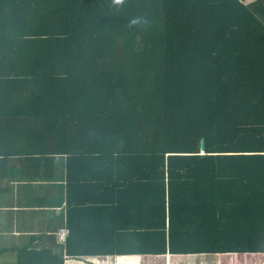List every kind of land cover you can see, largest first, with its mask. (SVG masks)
I'll return each instance as SVG.
<instances>
[{
	"label": "trees",
	"instance_id": "1",
	"mask_svg": "<svg viewBox=\"0 0 264 264\" xmlns=\"http://www.w3.org/2000/svg\"><path fill=\"white\" fill-rule=\"evenodd\" d=\"M17 149L100 160L91 200L168 204L170 249L261 238L264 0H0V192Z\"/></svg>",
	"mask_w": 264,
	"mask_h": 264
},
{
	"label": "crops",
	"instance_id": "2",
	"mask_svg": "<svg viewBox=\"0 0 264 264\" xmlns=\"http://www.w3.org/2000/svg\"><path fill=\"white\" fill-rule=\"evenodd\" d=\"M17 151L0 192V264H264V231L253 240L218 237L225 249L213 252L193 229L170 249L168 204L119 205L115 191L90 199L101 185L92 177L100 160L88 169L81 157ZM61 228L68 230L64 243L56 237Z\"/></svg>",
	"mask_w": 264,
	"mask_h": 264
},
{
	"label": "clouds",
	"instance_id": "3",
	"mask_svg": "<svg viewBox=\"0 0 264 264\" xmlns=\"http://www.w3.org/2000/svg\"><path fill=\"white\" fill-rule=\"evenodd\" d=\"M112 6L119 8L122 7L125 3V0H111ZM149 24L147 18L142 16L132 17L128 22L129 28H146Z\"/></svg>",
	"mask_w": 264,
	"mask_h": 264
},
{
	"label": "built area",
	"instance_id": "4",
	"mask_svg": "<svg viewBox=\"0 0 264 264\" xmlns=\"http://www.w3.org/2000/svg\"><path fill=\"white\" fill-rule=\"evenodd\" d=\"M68 237V230L67 229H64V230H61L59 233H58V240L59 242L61 243H64L66 241V238Z\"/></svg>",
	"mask_w": 264,
	"mask_h": 264
},
{
	"label": "water",
	"instance_id": "5",
	"mask_svg": "<svg viewBox=\"0 0 264 264\" xmlns=\"http://www.w3.org/2000/svg\"><path fill=\"white\" fill-rule=\"evenodd\" d=\"M200 148H201V151L203 152L204 151V141L203 140L201 141Z\"/></svg>",
	"mask_w": 264,
	"mask_h": 264
},
{
	"label": "rangeland",
	"instance_id": "6",
	"mask_svg": "<svg viewBox=\"0 0 264 264\" xmlns=\"http://www.w3.org/2000/svg\"><path fill=\"white\" fill-rule=\"evenodd\" d=\"M252 1H254V0H243V2H244L245 4H249V3H251Z\"/></svg>",
	"mask_w": 264,
	"mask_h": 264
}]
</instances>
